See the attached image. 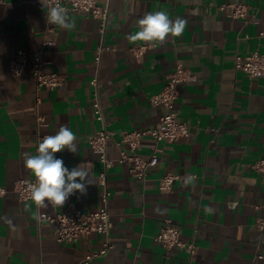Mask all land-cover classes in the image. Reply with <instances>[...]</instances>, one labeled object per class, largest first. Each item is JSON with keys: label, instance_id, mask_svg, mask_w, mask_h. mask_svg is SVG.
Returning <instances> with one entry per match:
<instances>
[{"label": "crops", "instance_id": "crops-1", "mask_svg": "<svg viewBox=\"0 0 264 264\" xmlns=\"http://www.w3.org/2000/svg\"><path fill=\"white\" fill-rule=\"evenodd\" d=\"M108 8L104 44L110 48L94 62L100 41L98 21L69 14L74 27L62 30L46 21L40 0H0V264H76L98 252L105 238L98 234L73 243H58L53 230L38 225L36 213L54 216L68 207L89 214L101 207L99 174L102 164L85 139L106 126L111 133L107 156L110 192L108 211L113 224L107 238L111 250L90 264H252L263 256L264 238L254 223L264 204V182L250 167L264 158V77L249 78L234 69L236 57L264 54V0H97ZM243 4L245 18H233L226 6ZM224 7L223 9H221ZM164 10L171 19H187L181 37L163 46L148 47L141 61L129 49L147 46L127 36L138 30L136 21L148 12ZM44 41V72L66 78L58 89L36 91L28 67L20 76L9 71L17 50L36 53ZM191 80L179 85L177 119L189 134L176 142L155 144L144 136L135 155L148 159L157 147L158 164L143 183L117 162L125 146H117L123 133L153 128L161 109L149 100L158 94L175 64ZM97 77L105 124L92 104ZM35 96L44 126L35 122ZM76 135V153L55 154L71 170L80 164L95 183L86 194L76 192L62 207L37 209L20 202L14 185L35 178L24 166L25 152L36 154L37 141L55 135L61 125ZM166 174L177 176L167 192L158 187ZM234 204V205H233ZM10 221V223H9ZM166 221L175 224L180 240L196 246L167 250L154 237Z\"/></svg>", "mask_w": 264, "mask_h": 264}, {"label": "built area", "instance_id": "built-area-1", "mask_svg": "<svg viewBox=\"0 0 264 264\" xmlns=\"http://www.w3.org/2000/svg\"><path fill=\"white\" fill-rule=\"evenodd\" d=\"M41 2V0H40ZM53 3H58L60 6L67 9L69 14H83L86 17L93 18L98 21V33L100 35L99 44L95 50L94 62L99 68L101 55L109 51L110 48L104 44V35L106 32V25L108 20V8L99 6L97 0H53ZM231 9V16L233 18H245L246 6L243 4H232L226 6ZM222 7L221 9H223ZM47 9V8H46ZM264 37V32L259 34ZM51 41H44L40 50L36 53H27L23 50H17L9 62V71L15 75L20 76L28 67L31 69L32 76L35 82L36 91L39 89L54 90L61 88L66 83V78L57 73L44 72V66L47 64L44 59V48L51 46ZM148 46H133L129 49L136 61H141ZM234 69L243 72L249 78H263L264 77V54L260 55L254 52L245 58L236 57ZM191 80L189 72L177 62L172 73L166 79L162 90L152 96L149 100L153 108L161 109V114L155 126L149 130L142 132L123 133L121 139L116 143L117 146H125L121 149L117 162L128 167V172L131 176L137 178L143 183L147 177L148 170L158 164L159 149L154 147L148 159H143L135 155V151L140 145L141 139L144 136H150L155 144L162 141L173 143L181 138L187 137L189 134L188 126L177 119L176 103L179 98V85L182 82ZM92 85L95 88L93 99V112L96 119L105 124L98 94L96 92L97 77L93 79ZM41 100L35 96V122L37 128L44 126L45 119L39 112ZM111 133L106 126L95 134L88 136L87 142L91 152L97 157L102 164L103 169L99 174L100 185L102 190L99 194L101 207L92 213L81 214L73 207H68L60 213L51 216L46 213L37 212L36 222L38 225L50 226L58 243H73L80 238L89 236L91 234H98L105 238L101 249L92 254L86 255L76 264H90L95 259L105 256L110 250L111 245L107 240L110 231L113 227L110 214L108 211V201L110 192L107 187V170L112 167L113 162L107 156V143ZM42 137L37 141L39 145ZM251 169L262 177L264 182V158L254 162L250 165ZM177 176L173 174H166L160 178L158 187L161 191L167 192L171 189ZM33 179H22L14 185V191L20 202L31 201L29 199L28 184L34 183ZM5 191L0 189V196L4 195ZM234 205V204H233ZM257 209L261 211V215L254 223L255 230L264 238V204L258 206ZM155 242L160 244L167 250L180 249L188 250L193 254L196 246L192 243H186L180 240L179 228L170 221H166L160 228L158 234L154 237ZM263 260L261 254H257L252 264H260Z\"/></svg>", "mask_w": 264, "mask_h": 264}, {"label": "clouds", "instance_id": "clouds-1", "mask_svg": "<svg viewBox=\"0 0 264 264\" xmlns=\"http://www.w3.org/2000/svg\"><path fill=\"white\" fill-rule=\"evenodd\" d=\"M47 8L46 21L62 30H71L66 8L53 0H41ZM138 30L127 36L131 43L144 42L148 47L163 46L171 38L181 37L188 25L187 19L177 16L171 19L164 10L148 12L136 21ZM67 149L76 153L78 150L77 135L66 125H61L55 135H46L40 141L36 154H23L24 166L35 177L34 183L28 184L29 199L37 209L62 207L68 198L79 192L86 194L87 186L95 181L85 164L69 170L62 159L55 157L58 152ZM10 223V221H9Z\"/></svg>", "mask_w": 264, "mask_h": 264}]
</instances>
